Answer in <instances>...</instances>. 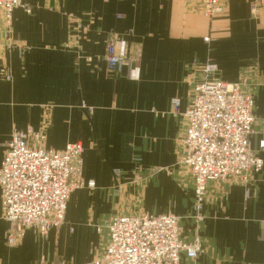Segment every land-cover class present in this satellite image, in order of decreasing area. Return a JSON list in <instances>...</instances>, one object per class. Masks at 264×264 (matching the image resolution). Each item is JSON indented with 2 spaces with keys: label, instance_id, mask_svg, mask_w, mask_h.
I'll list each match as a JSON object with an SVG mask.
<instances>
[{
  "label": "crops",
  "instance_id": "obj_1",
  "mask_svg": "<svg viewBox=\"0 0 264 264\" xmlns=\"http://www.w3.org/2000/svg\"><path fill=\"white\" fill-rule=\"evenodd\" d=\"M24 3L30 12L16 8L8 23L0 12V165L12 134L30 129L46 149L80 142L94 187L69 195L63 225L45 237L28 230L13 247L0 196V264H92L107 222L142 213L180 217L181 239L200 240L196 264H264V165L247 186L208 183L196 212L192 178L177 163L183 113L207 61L219 80L246 81L250 146L264 163V13L249 0H221L211 19L202 0ZM111 37L125 58L116 73L104 61Z\"/></svg>",
  "mask_w": 264,
  "mask_h": 264
},
{
  "label": "built area",
  "instance_id": "obj_2",
  "mask_svg": "<svg viewBox=\"0 0 264 264\" xmlns=\"http://www.w3.org/2000/svg\"><path fill=\"white\" fill-rule=\"evenodd\" d=\"M249 7L255 15L264 13V0H249ZM16 8L30 12L24 0H0L5 22H10ZM200 10L211 19L222 13L221 0H202ZM104 61L113 73L125 62L115 38L106 43ZM245 85L244 79L233 83L219 80L216 64L207 61L193 86L190 104L183 113L185 130L177 163L192 178L196 212L208 183L231 181L247 186L263 168V160L250 146L256 119L253 97L244 91ZM178 108L179 100L173 99V113ZM43 140L41 132L28 129L14 132L6 145L0 165V196L9 247L28 230L45 237L63 225L69 195L94 187L93 181L86 182L82 176L80 142H69L55 151L46 149ZM259 148L264 150V141ZM106 228L104 250L92 264H180L182 257L196 264L202 253L198 237L190 242L181 239L180 217L172 213L114 216Z\"/></svg>",
  "mask_w": 264,
  "mask_h": 264
}]
</instances>
